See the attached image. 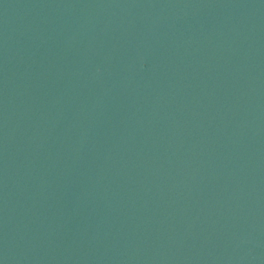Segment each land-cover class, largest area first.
<instances>
[{
	"label": "water",
	"instance_id": "obj_1",
	"mask_svg": "<svg viewBox=\"0 0 264 264\" xmlns=\"http://www.w3.org/2000/svg\"><path fill=\"white\" fill-rule=\"evenodd\" d=\"M0 264H264V0H0Z\"/></svg>",
	"mask_w": 264,
	"mask_h": 264
}]
</instances>
